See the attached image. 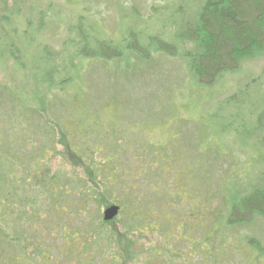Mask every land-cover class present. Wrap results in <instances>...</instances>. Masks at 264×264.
<instances>
[{
	"label": "rangeland",
	"instance_id": "obj_1",
	"mask_svg": "<svg viewBox=\"0 0 264 264\" xmlns=\"http://www.w3.org/2000/svg\"><path fill=\"white\" fill-rule=\"evenodd\" d=\"M168 1L42 0L34 5L32 0H0V26H6L4 19L7 18L10 28L17 29L19 41L22 38V42L12 40V43L22 51V58L27 61L26 69L22 72V67L20 69L16 65L19 63L15 57L4 61L0 55V145L5 146L4 151L0 149L1 173L9 170L11 160L8 152L16 143L20 158L24 159L28 152L31 153V149L21 145L24 140L35 137L29 129L31 126L36 127L40 134L44 132V136L49 126L50 116L44 113L46 108H42L40 103L44 93L42 98L30 103V107L37 112L31 113L34 119L28 128L27 124H21L16 119L18 105L11 108L12 104L9 103L12 98L4 97L5 93L2 92L6 87L19 91L21 86L25 88L28 85L29 80L25 75L31 67L30 55L36 48L55 54L51 59L63 66L67 53L76 55L83 52L91 56L121 52L127 55V62L123 63L113 62L115 59L112 58L93 60L79 55L73 65L81 70L82 82L74 78L67 87H60L62 90L50 97L47 107L48 113L59 121L65 117L67 119L72 111L75 121L81 117L83 124L90 123L97 134L100 132L97 138L104 136L100 146L109 155L112 154L111 143L125 148L128 153L123 160L128 176L126 179L135 189L128 194L130 197L134 196L133 193L137 194L139 205H145L146 210L150 207L153 210H166L162 215L166 221L164 234L159 235L156 231L152 237L146 233L147 239L135 233L131 235L125 242L132 254L125 255L123 248L118 251L122 264H154L155 256L148 259L147 252L149 247L158 249L162 244L160 239L173 248V252L169 251L172 255L180 257L174 255L175 264H209V239L216 230L214 217L220 215L217 211L231 210L228 206L230 195L250 192L264 174V161L254 153L258 148L256 137L261 133L257 129L258 119L264 116V95L260 96L264 94V55L247 65L239 79L229 77L226 82H221L224 84L223 90L219 87L210 93L199 89L193 82L186 60L181 56L171 58L158 53L152 60L145 61V57H139L137 62L128 58L129 45L140 55L151 51L150 40L159 36L163 25H170L174 21L173 11L177 1ZM31 7L44 11L47 17L42 31L34 36L30 44L23 37L33 38V27L23 19L30 13ZM12 10L20 14L9 15ZM166 31L169 32L168 29ZM248 87L251 89L247 99L252 96V100L244 106L242 113L245 117H242L237 107L228 106V100ZM39 90H42L41 87ZM28 99L32 101L30 97ZM65 101L72 103L71 111ZM241 120L247 121L246 125L252 129V135L243 138L247 150L239 148V143L243 141L233 136ZM81 126L75 124V128L72 127L75 134ZM218 129L226 132L225 136L213 133ZM52 134L56 140L59 139L57 130ZM223 137L226 141H223L221 148ZM35 139L33 141L36 142ZM78 140L88 142L90 138L88 135L80 136ZM50 160L52 173L71 169L61 157L51 155ZM15 170L22 198L26 195L24 190H29L24 183L33 185L32 179L28 178L31 176L30 169L20 161ZM75 171L85 177L81 167ZM115 194L120 202L126 198V194ZM147 197H151L153 204L144 201ZM13 207L10 206L12 210ZM0 210H3L2 207ZM88 210L90 217L96 215L94 210H101L102 216L105 211L94 205L89 206ZM207 213H210V217H207ZM14 220L19 227L27 226L26 221L15 217ZM75 226H79L78 218H75ZM110 230L120 234L124 232V226L118 222ZM259 236H262L259 241L264 249V235ZM132 238L137 240V244H134L136 247L130 243ZM46 241L53 249L51 254L60 264H110L109 259L94 258L90 251L86 253L76 247L73 250L74 259L67 263L59 253L66 247L62 236L53 233L48 235ZM106 249V256L117 252L115 247L104 248L102 252ZM142 250L145 255L141 254ZM241 253L252 256L248 249L241 250ZM54 258L48 254L42 256L45 261L59 264ZM233 264H242V261L239 259ZM254 264H264V261Z\"/></svg>",
	"mask_w": 264,
	"mask_h": 264
},
{
	"label": "trees",
	"instance_id": "obj_2",
	"mask_svg": "<svg viewBox=\"0 0 264 264\" xmlns=\"http://www.w3.org/2000/svg\"><path fill=\"white\" fill-rule=\"evenodd\" d=\"M32 1L36 5L42 0ZM175 1L177 2L173 11L174 21L170 25H163L159 36L150 40L153 49L150 48L151 51L140 55L129 45L127 48L129 59L133 58L137 62V58L145 57V61H149L158 53L171 58L181 56L186 60L193 82L199 89L210 93L219 87L223 90L224 84L221 82H226L229 77L239 79L247 65L264 55V0H173ZM29 12L23 20L33 27L31 28L33 38L30 39L28 36L23 37V40L31 44L30 41L34 39V36L42 31L47 16L44 11L37 10L35 7H31ZM15 13L20 14L19 11L12 10L9 15L12 16ZM4 20L7 24L2 28L0 26V55L4 61L15 57L19 63L16 65L18 68L22 67L23 72L27 61L22 58V51L12 43V40L22 42V38L19 41L17 29L10 28L7 18ZM167 29L169 32L166 31ZM110 44L112 45L111 42ZM7 52L8 55H6ZM54 55L36 48L29 58L31 67L27 74H24L29 80L28 85L25 88L21 86L19 91L11 87H6L5 91H2L5 93L4 97L12 98L9 103V105L12 104L11 108L18 105L16 119L21 124H27L26 127L29 128L30 121L33 122L34 117L31 113L37 112L30 107V103L42 98L43 93L44 98L40 103L42 102V108H46L44 113L51 118L48 117L50 127H46L45 136L44 132H42L43 135L40 134L36 127L29 128L35 137L24 140L21 145L26 149H31V153L28 152L24 159L20 158L19 146L16 143L8 152L11 160L8 168L10 171L0 172V207L3 209L0 210L2 213H0V264H55L42 259V256L46 254L54 258L51 254L53 249L46 243L48 235L53 233H58L64 240L66 247L62 248V253H59L67 263L74 259L73 250L76 247L86 253L90 251L94 254V258L101 257L106 261L109 259L110 264H122L118 251L123 248L125 255L132 254L125 242L131 235L135 233L138 237L147 239L149 237L145 235L146 233L152 237L156 231L159 235L164 234L166 221L162 215L166 213V210H153L151 207L146 210L145 205H139L137 194L133 193L134 196L131 197L128 194L135 189L126 179L128 176L123 160L128 153L125 148L111 143L112 154L109 155V152L100 146L101 140L104 141V136L97 138L100 132L97 134L95 129L90 127V123L83 124L81 117L76 118L78 120L75 121V115H72L71 111V102L65 101V104L70 105L71 112H69L72 116L67 115L68 118L65 117L63 121H59L54 115L51 116L47 107L51 101L50 97L60 87H67L74 78L82 82L81 70L73 65L75 58L77 59L79 55L91 57L93 60L104 57L105 59L112 58L115 59L113 62L119 63L127 62V55L121 52L91 56L83 52L76 55L67 53L64 66L55 64L54 59H51ZM39 87L42 90H39ZM250 89L248 87L242 90L243 92L238 91L228 100V106L237 107L242 117H245L242 113L244 106L252 100V96L247 99ZM263 95L260 94V96ZM258 122L257 129L261 133L256 137L258 148L254 153L259 160L264 161V116L260 117ZM246 123L247 121L241 120L237 124V130L234 129L233 132L235 139L243 141V138L252 135V129L248 128ZM75 124L78 126L82 124L80 131L76 134L75 129H72V127L75 128ZM56 130L59 133L58 140L52 134ZM214 131L213 133L217 136L226 134L223 130L222 132L219 129ZM78 134L81 137L88 135L90 140L88 142L79 141ZM34 139L36 142L33 141ZM223 141H226V138H221V148ZM239 145V148L247 150L246 142H240ZM0 146V149L4 151L5 146L2 147V144ZM51 155L65 159L71 169L52 173L49 163L53 160H50ZM20 161L30 169L31 176L28 178L32 179L33 184L24 183L29 190H24L26 195L22 197L23 199L17 187L19 179L15 176V167ZM80 167L85 177L79 176L81 172L77 174L75 171ZM257 183L246 194L232 193V196L230 195L228 206L231 210L217 211L220 215L217 214L214 217V223L217 224L216 230L209 239L211 246L208 255L209 264H233L239 259L242 264L264 261V249L259 241V238H262L259 235H264V174ZM115 193L126 194V198L120 202ZM144 201L153 204L151 197L144 198ZM11 205L14 206V210L10 208ZM91 205L104 210L116 205L121 210L113 221L104 222L100 214L101 210H94L96 215L89 216L91 212L88 209ZM209 215L207 217H210ZM14 217L28 222L26 223L27 228L19 227ZM75 218L79 220L78 227L75 226ZM118 222H122L124 226V232L120 234L110 230L111 226ZM256 233L259 235L256 236ZM133 239L130 243L136 247L134 244H137V240ZM160 240L162 243L161 247L159 246L160 249L149 247L148 259L150 256H155L152 261L154 264H175L174 255L176 258L180 257L177 254L172 255L173 248H170L163 239ZM217 240L218 243H216ZM233 245H238L239 248L236 247L239 250ZM111 247H115L117 252L106 256L107 249L104 252L102 250ZM245 249H248L252 256L242 254L241 250ZM141 254L145 255L143 250ZM66 255L68 256L65 257ZM54 261L60 264L56 258Z\"/></svg>",
	"mask_w": 264,
	"mask_h": 264
},
{
	"label": "water",
	"instance_id": "obj_3",
	"mask_svg": "<svg viewBox=\"0 0 264 264\" xmlns=\"http://www.w3.org/2000/svg\"><path fill=\"white\" fill-rule=\"evenodd\" d=\"M119 213H120L119 206H116V205L110 206L103 213V221L104 222H111L115 218L118 217Z\"/></svg>",
	"mask_w": 264,
	"mask_h": 264
},
{
	"label": "flooded vegetation",
	"instance_id": "obj_4",
	"mask_svg": "<svg viewBox=\"0 0 264 264\" xmlns=\"http://www.w3.org/2000/svg\"><path fill=\"white\" fill-rule=\"evenodd\" d=\"M121 210V209H120Z\"/></svg>",
	"mask_w": 264,
	"mask_h": 264
}]
</instances>
